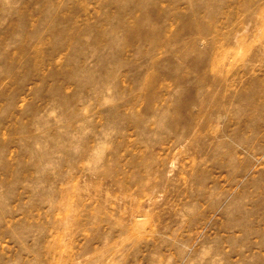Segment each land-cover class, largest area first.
Listing matches in <instances>:
<instances>
[{
  "label": "rangeland",
  "instance_id": "1",
  "mask_svg": "<svg viewBox=\"0 0 264 264\" xmlns=\"http://www.w3.org/2000/svg\"><path fill=\"white\" fill-rule=\"evenodd\" d=\"M0 264H264V0H0Z\"/></svg>",
  "mask_w": 264,
  "mask_h": 264
}]
</instances>
